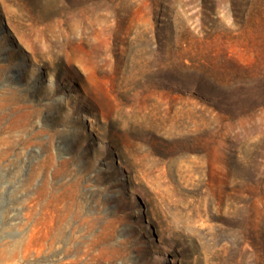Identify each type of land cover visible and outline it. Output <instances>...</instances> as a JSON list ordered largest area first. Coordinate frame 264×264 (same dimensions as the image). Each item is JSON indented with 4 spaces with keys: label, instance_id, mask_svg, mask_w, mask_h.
Listing matches in <instances>:
<instances>
[{
    "label": "rangeland",
    "instance_id": "obj_1",
    "mask_svg": "<svg viewBox=\"0 0 264 264\" xmlns=\"http://www.w3.org/2000/svg\"><path fill=\"white\" fill-rule=\"evenodd\" d=\"M1 150L0 264H264V0H0Z\"/></svg>",
    "mask_w": 264,
    "mask_h": 264
},
{
    "label": "bare ground",
    "instance_id": "obj_2",
    "mask_svg": "<svg viewBox=\"0 0 264 264\" xmlns=\"http://www.w3.org/2000/svg\"><path fill=\"white\" fill-rule=\"evenodd\" d=\"M11 57V56H10ZM4 156H6V151L5 150H1L0 151V160L4 157ZM69 211V210H68ZM67 211V212H68ZM64 218V217H63Z\"/></svg>",
    "mask_w": 264,
    "mask_h": 264
}]
</instances>
